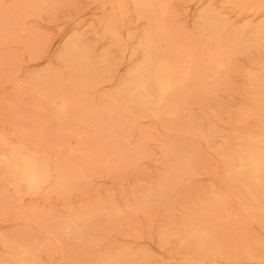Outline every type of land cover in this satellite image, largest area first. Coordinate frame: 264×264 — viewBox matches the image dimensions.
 <instances>
[{"label":"rangeland","instance_id":"obj_1","mask_svg":"<svg viewBox=\"0 0 264 264\" xmlns=\"http://www.w3.org/2000/svg\"><path fill=\"white\" fill-rule=\"evenodd\" d=\"M168 1L175 40L193 53L200 75L157 108L123 91L143 58L147 28L130 8L120 29L116 0H0V134L10 146L43 155L49 167L38 190L21 186L18 193L0 161V260L5 246L16 245L37 264H195L186 259L202 257L204 264H264V227L254 212L237 211L221 229L216 258L195 256L187 232L179 242L168 236L203 199L211 206L207 195L219 187L247 201L239 186L223 181L220 156L235 150L233 119L258 111L254 99L264 96L247 73L264 64V51L247 42L222 51L228 67L204 72L215 46L197 35V17L212 9L233 29L264 17L237 14L218 0ZM76 35L89 47V70L58 57Z\"/></svg>","mask_w":264,"mask_h":264},{"label":"bare ground","instance_id":"obj_2","mask_svg":"<svg viewBox=\"0 0 264 264\" xmlns=\"http://www.w3.org/2000/svg\"><path fill=\"white\" fill-rule=\"evenodd\" d=\"M218 2L224 7L233 8L237 14L256 11L258 18L264 17V0ZM129 8L134 13V19L143 20L147 28L141 33L139 40V46L144 51L143 58L131 70L132 80L123 85V91L131 97L135 96L136 104L148 106L149 103H154L155 107L160 108L165 105L164 101L171 91H181L185 85H193L199 79L200 69L193 59V53L187 51L179 38L175 40L177 36L171 26L173 12L168 0H116L115 17L119 20L120 29L129 19ZM197 21V35L204 36L207 42L214 43L215 46L214 50L206 52L208 57L203 62L204 72L211 74L214 69V74L228 67V58L221 59L219 56L227 47L236 51V46L241 42H247L246 48L254 46L264 51V19L255 25L243 22L240 28L233 29L220 14L207 9L198 15ZM104 32L115 36L112 26L105 25ZM127 36L130 34L127 33ZM89 55V47L76 35L69 38L58 57L66 67L89 70ZM100 61L105 62V59ZM247 73L253 77L249 81L251 89L264 87V64L249 66ZM254 100L258 111L241 110L239 115L242 116L233 119L236 123L229 130V138L234 140L235 150L232 154L220 156L225 176L223 181L239 186L247 201L244 203L234 199L219 187L216 192L207 195L211 198V206L205 203L209 199H203L198 207H192L185 214L186 218L180 229L168 235L173 241L179 242L185 240L187 232L192 239L195 256L205 253L210 254L208 256L211 258L219 256L217 254L223 246L221 229L238 214L237 211L246 215L251 212L258 214L261 226L264 227V96ZM177 114L178 109L172 110L171 116ZM201 134L197 132L195 135L204 139L205 136ZM5 140V136L0 134V161L5 172L10 175L13 188L18 193L21 186L28 193L35 192L48 177V161L38 152L25 151L21 146H10ZM237 205L239 207H235ZM208 248L214 250L213 253L207 252ZM4 251L7 258L0 260V264H37L24 248L8 245ZM245 251L242 254L249 259L250 254ZM221 255L223 257L224 254ZM182 259L185 261V255ZM201 259L203 257L195 261L192 258L186 260L204 264ZM102 264H110V260H105Z\"/></svg>","mask_w":264,"mask_h":264}]
</instances>
